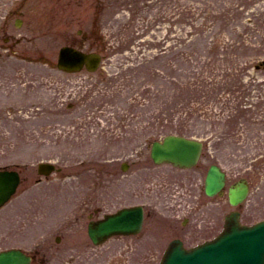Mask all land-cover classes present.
Listing matches in <instances>:
<instances>
[{
	"label": "rangeland",
	"instance_id": "374dc122",
	"mask_svg": "<svg viewBox=\"0 0 264 264\" xmlns=\"http://www.w3.org/2000/svg\"><path fill=\"white\" fill-rule=\"evenodd\" d=\"M78 3L0 0V168L22 170L19 191L31 195L16 201L23 215L33 210L41 214L40 221L24 226L28 236L54 230L63 215L83 204L85 193L108 203L117 197H124L123 203L147 201L150 186L164 193L169 176L183 175V211L194 206L183 224V237L188 247L195 246L219 234L225 215L235 209L226 195H205L211 164L223 168L230 184L249 178L251 193L239 210L244 223L263 220L264 69H245L243 64L242 70L231 72L232 57L225 51L255 55L252 63L264 58V0ZM17 19L20 28L15 27ZM7 30L26 36L16 56L5 50L4 40L12 38ZM80 30L89 40L86 48L104 53L99 87L105 92L91 93L90 85L81 87L77 78L56 69L59 48L78 41ZM213 39L221 40V46L214 49L218 59L209 64ZM234 41L237 45L231 46ZM209 89L228 92L227 97H204ZM128 111L138 116L122 124ZM181 126L187 136L204 142V152L198 169L174 173L170 166L151 161L150 147L167 134L179 133ZM43 161L55 162L61 172L40 177L37 165ZM122 161L131 162L127 171L121 170ZM188 188L201 198L198 210ZM52 201L56 205L47 204ZM11 210L0 209V251L9 245V228L14 236L20 232L9 222L19 211L16 206ZM176 219L173 224L180 227ZM166 233L165 241L147 245L146 251L163 252L172 234H179L174 229Z\"/></svg>",
	"mask_w": 264,
	"mask_h": 264
},
{
	"label": "water",
	"instance_id": "95a60500",
	"mask_svg": "<svg viewBox=\"0 0 264 264\" xmlns=\"http://www.w3.org/2000/svg\"><path fill=\"white\" fill-rule=\"evenodd\" d=\"M92 57L64 48L61 50L59 67L64 70H78L83 64L92 63ZM99 59L96 61L98 64ZM95 67H89L94 69ZM202 149L200 142L181 137H168L164 144H155L152 156L156 162H171L182 167L193 166ZM225 176L216 166H212L206 179V192L213 195L222 190ZM16 175L0 173V205L13 192ZM232 204L242 202L248 194V185L242 181L230 190ZM133 212V211H131ZM129 230L139 229L142 223L141 210ZM127 211L120 216L126 217ZM126 219V218H125ZM125 229L127 227H124ZM25 258L19 252L0 254V264H24ZM163 264H264V222L253 227L242 226L239 215L232 213L226 218L225 230L215 241L206 243L190 251L172 249Z\"/></svg>",
	"mask_w": 264,
	"mask_h": 264
},
{
	"label": "flooded vegetation",
	"instance_id": "af4514ba",
	"mask_svg": "<svg viewBox=\"0 0 264 264\" xmlns=\"http://www.w3.org/2000/svg\"><path fill=\"white\" fill-rule=\"evenodd\" d=\"M86 201V213L80 215H74L71 220L74 224H78L84 217L88 219V224L91 220H98L101 219L99 213H102L104 217L108 210L106 208H96L93 207L92 198L87 199ZM102 205V204H101ZM100 217V218H99ZM156 218L155 214L148 213L147 218ZM87 224V225H88ZM88 236V235H87ZM178 237V236H177ZM180 239L183 238V231L180 232L179 237ZM89 239V237H88ZM183 240V239H182ZM135 237H123V236H116L109 239L106 243L101 246H94L92 241L89 239V244L85 243L80 246L76 242H70L68 255L66 259L60 264H134L135 257H130L129 259L126 256L125 259V247L127 249H136L134 246H137ZM128 252V250H127ZM38 253L36 252L35 261H37ZM147 258L145 257V260ZM44 260H39V263H43ZM135 264H139L136 260Z\"/></svg>",
	"mask_w": 264,
	"mask_h": 264
}]
</instances>
